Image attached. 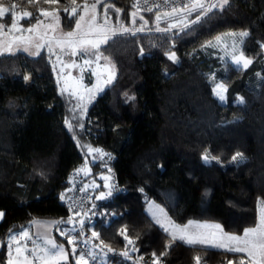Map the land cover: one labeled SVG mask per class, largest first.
Instances as JSON below:
<instances>
[{
  "label": "trees",
  "instance_id": "16d2710c",
  "mask_svg": "<svg viewBox=\"0 0 264 264\" xmlns=\"http://www.w3.org/2000/svg\"><path fill=\"white\" fill-rule=\"evenodd\" d=\"M133 2L103 0L98 9L114 4L122 9L119 17L125 23L131 21ZM0 4L8 6L10 0ZM70 5L71 0L30 5L20 0L18 10L33 13L31 20H22L25 26L41 20L38 9L55 10L68 31L75 20L64 12ZM108 13L117 19L113 8ZM149 14L157 13L136 16L137 25L140 16L148 22L138 39L143 55L134 54L127 36L101 47L116 64V78L90 108L83 131L88 145L113 154L114 170L127 191L105 206L112 221L108 227L96 225L97 240L121 248L126 228L144 264H153L151 253L159 256L169 239L148 214L149 202L178 223H218L225 232L240 235L258 221L259 201L264 200V0H230L225 11L167 33L155 30ZM195 16L187 17L190 21ZM3 21L9 23L8 17ZM245 30L250 35L241 48L252 64L240 71L229 63L225 68L206 45L217 35ZM172 51L178 57L175 63L166 55ZM51 58L46 52L36 58L24 53L0 56V264H7L10 235L36 219H66L59 195L72 172L90 162L66 128L67 107ZM211 76L226 84V105L216 98ZM241 96L246 103L234 102ZM238 152L243 160L232 159ZM61 224L55 241L68 252L67 264H75ZM196 255L202 264H227L241 257L177 240L160 264H195Z\"/></svg>",
  "mask_w": 264,
  "mask_h": 264
},
{
  "label": "snow or ice",
  "instance_id": "6c2138e0",
  "mask_svg": "<svg viewBox=\"0 0 264 264\" xmlns=\"http://www.w3.org/2000/svg\"><path fill=\"white\" fill-rule=\"evenodd\" d=\"M38 0H26L27 4L37 3ZM45 3H59V0H44ZM165 4L168 3V0H163ZM20 0H10L8 6L0 4V34L7 36L8 34L15 32L19 33L18 36H14L12 40H0V56H3L5 53L13 54L14 53V44L15 50H19L22 47V50L29 52L30 55L39 56L42 49L47 46V52L49 54V59L51 55H56L57 61L60 60V55L57 54L54 49H58L59 53L65 55H81L83 58L84 65L96 64V70L93 71V75L97 77L96 83L92 87L80 84V87L84 89L85 95H76V93H71L76 96L78 100L77 107L82 108L83 112H86V105L83 103L85 99L90 103L95 95L99 92H102L106 84L111 83L116 78V64L112 61L110 56L104 54L107 51V48H104L101 51L102 46L108 45L110 39H113L116 36L132 35L135 36L137 32L145 31L147 25V20H144L143 16H140V20L143 21L142 24L137 26L136 16L137 13L141 10V4L139 0L132 5L135 9L130 13L131 21L130 24H125L120 20L119 14L122 9L115 7L114 4H105L103 9V19L101 20L100 14L97 11V7L100 3V0H95L94 3L89 4L88 0H83L82 4L77 5V0H71V4L74 5L69 9L68 6H65L64 11L67 13L70 11L71 16L75 17L74 27L71 30L63 31L59 24V17L55 15V10L52 12L46 11L43 8L38 9L39 16L43 17H52V21L45 24L43 20L37 18L34 23L25 27L20 24L21 20L28 19L31 20L33 13L28 11L26 8L18 10V4ZM144 5H146V11H152V6L148 4V0H144ZM227 7H230V0H189L187 3L181 4L179 8L175 4L169 5L170 10L165 12L163 16L160 13H157L155 16V30L157 32L167 33L172 28L176 27L177 24H184L186 16H191L193 12L196 13L194 19L188 21V24H184V27L179 28L178 31H183L184 28L188 27L191 24L199 23L203 17L209 16L210 13L216 11L223 12ZM113 8L116 13L117 19L115 23L111 22V18L108 13L109 8ZM155 7L159 8L160 5L156 4ZM186 15H179L174 17L176 23L169 21L165 27H160V21L162 19H168L178 12L185 13ZM80 13L77 15V13ZM5 16L8 17L9 23L6 25L3 20ZM209 18H211L209 16ZM54 22V23H53ZM43 25L44 30L40 31L41 26ZM117 25H119L117 27ZM25 33L29 35L25 37ZM233 37L238 36V41L234 40L231 45L233 49V54L230 55V62L236 67L237 71L247 69L252 63V59L244 55V52L241 48L239 52L236 51L237 43L240 45L243 44L244 40L249 37L250 33L245 30L241 31L239 34L231 33L229 34ZM221 38H217L216 44H209L206 47H216L220 43ZM18 42V43H17ZM264 47V44L261 45ZM144 54V50L141 47L140 55ZM167 58L174 63L178 61V57L174 51L166 53ZM91 58H88V57ZM103 60L104 64H100V61ZM56 65L53 64V70L55 71ZM259 76L260 74L257 73ZM25 80L30 79L29 75L24 77ZM215 79V77H213ZM59 84V79L57 80ZM66 91V87H61L60 94L63 95ZM214 94L217 98L223 102L226 100L225 93L227 92L226 84L221 81L215 84L213 88ZM129 99L134 100L135 97H130ZM234 102L239 104L246 103L244 97H238ZM68 124V127L71 129L72 125L69 121H65ZM80 128H83V124L79 125ZM93 153L99 154L101 158L108 157L112 159L111 153L104 152L102 149L93 148L88 146V154L92 155ZM243 160L242 153H236L232 159L236 160L237 158ZM205 161L208 160L207 154L202 157ZM215 159V157H213ZM84 169H78L77 174ZM109 173L111 168L108 169ZM101 179L105 180V188H109L107 192H99L96 195V199H105L112 195V190L115 188V185H109L107 183L110 180L109 176H101ZM87 185L81 187V191L87 189ZM96 187H99L98 185ZM71 189H69L70 191ZM143 191V189H140ZM61 200H66V193H62L60 196ZM76 201H73L69 204V210L73 212L75 217H88V212L84 211L83 208H76ZM260 204V214L258 221L252 226L243 229L242 234H234L225 232L223 227L218 223H201L194 220H189L186 223H178L172 217H170L163 208L159 205H156L155 202H149V211L154 219L155 223L160 226V228L167 234L169 239L165 243L164 250L161 251L160 255L157 256V253L153 251L151 256L153 258V264H160V261L163 256L168 254V250L171 249V246L177 240L190 245V246H201L202 248L213 247L218 249H223L227 252L233 253H243L244 255L236 258V261L229 259L227 264H264V200L259 201ZM95 204H92L91 208L94 209ZM155 208L157 211H152ZM157 212L159 215H157ZM73 216H70L67 221H56V222H41L33 221L37 227L44 229L42 233L39 234L40 243L36 239H32L29 236L27 230L16 233L15 235H10L9 245H8V259L7 264H67L68 261V252L64 248L63 244H57L55 239L51 237L48 232V229L54 227L57 223H66L71 225L70 229L61 230V235L66 236L67 242L70 245H73L71 248V253L75 257V264H88V261L85 259L86 256L91 259H96V249L99 245L94 244L89 237H87L84 226L85 220L83 218L78 221L73 219ZM4 212L0 211V219H3ZM77 225H79V234L72 235L70 233H75L77 231ZM88 229L90 231V236L96 239H99V232L96 231L95 224L92 223L89 219ZM11 231V230H10ZM126 233V228L122 230V234ZM31 239L32 247L29 248L27 243H22L25 239ZM138 238V237H137ZM124 239L127 240L129 245H133L132 251H138L134 247L133 239L129 238L126 234ZM77 244L82 245L80 248L79 255H77ZM100 244H104L103 240H100ZM13 245H15V257H13ZM108 252H113L114 250L105 245ZM100 252L103 256H106V253L103 252V249H100ZM119 255L130 258L129 251L124 250L119 253ZM142 260L143 257L141 256ZM195 264H201L202 257L196 255L194 258Z\"/></svg>",
  "mask_w": 264,
  "mask_h": 264
},
{
  "label": "built area",
  "instance_id": "2783aa9c",
  "mask_svg": "<svg viewBox=\"0 0 264 264\" xmlns=\"http://www.w3.org/2000/svg\"><path fill=\"white\" fill-rule=\"evenodd\" d=\"M101 1H103V0H100V2ZM136 2H137V0H134L133 4ZM139 2L141 4V10L137 14L142 15L144 13H151V12L152 13H165V12H168L170 10L169 5L175 4L177 6V8H179L181 6V4L187 3V2H189V0H168L167 4H165L163 2V0H148V4L152 6V11L144 10L146 7V5H144V0H139ZM205 2H209V0H205ZM156 4H159L160 7L159 8L155 7ZM79 5H81V4L77 3V5H75V6H79ZM73 6L74 5H70L68 7L70 9ZM134 10L135 9L133 8V11ZM67 14H69L71 16L70 11L67 12ZM169 21H171L172 23H176L175 18H172V19L165 21L166 24ZM188 21H189L188 17L186 16V19L184 20V24H188ZM184 24H177L176 27L172 28L171 30L182 28V27H184ZM107 153H109V152H107ZM111 155L113 158L108 159V157L101 158L98 154L93 159L91 164H82L81 166H79L77 169H75L72 172L67 188L65 190H63L59 195V202H60L61 206H63L67 211V217L64 221H67L70 216H73V212H71L69 210V204H71L73 201L77 202V204L75 205L76 208H83L84 211H86V212H88L89 209H91L88 217H75V216H73V219L76 221H78L81 218H83L85 220L84 231H85L87 237H89L94 244L99 245V247L96 249L97 255H96L95 260L91 259L88 256L85 257V259L88 261V264H144L143 261L140 259L139 249H138L136 241L130 237V235L128 234L127 231H126V233H123V235H122L123 246L121 248H114V247L108 245L109 247H111L114 250L113 252L107 251V248L105 247V245H107V244L102 245V244H100V241H98L96 238L90 236V231L88 229L89 219H91L92 223L95 224V228H96V225L98 223H101L102 225H104L106 227L110 226L111 221H112V213L109 212V210L105 206L111 202L112 197L114 195H126L127 194L126 189L121 185L119 177H118L116 171L114 170L113 163H114L115 158H114L113 154H111ZM82 168L84 169V171H81L77 174V170L82 169ZM109 168H111L110 173L108 171ZM101 176H109L110 180L107 183H109L110 186L114 184L115 188L112 190L111 196L106 197L105 199L97 200L96 195L99 192L109 191V188L104 187L106 181L101 179ZM83 185L88 186L85 191H81V187ZM97 185L99 187H96ZM69 189H71V190L69 191ZM62 193H66V200L68 201L67 203H65L64 200L60 199V196ZM92 204L96 205V207L94 209L91 208ZM57 225H59V223H57ZM61 227H62L61 230H65V229H70L72 226L68 225L66 223H62ZM76 227H77V231L75 233H70V234H72V235H78L79 234V225H77ZM25 230H27L29 232V236L32 239H36L38 242L37 237L33 236V234H32L33 233L32 224H30V226L26 227L23 231H25ZM125 234L129 238L133 239L134 247L136 249H138V251H132L133 245H129L127 240L124 239ZM62 237L67 240L66 236L62 235ZM22 243H27L29 248H31L33 246L31 239L26 238L24 241H22ZM81 247H82V245L77 244V252L78 253L80 252ZM100 249H103V252L106 253V256H103V254L100 252ZM12 250H13V257H15V245H13ZM124 250L129 251L130 258H125V257L119 255V253L121 251H124ZM36 264H38V262H36ZM81 264H83V262H81ZM201 264H202V262H201Z\"/></svg>",
  "mask_w": 264,
  "mask_h": 264
},
{
  "label": "rangeland",
  "instance_id": "374dc122",
  "mask_svg": "<svg viewBox=\"0 0 264 264\" xmlns=\"http://www.w3.org/2000/svg\"><path fill=\"white\" fill-rule=\"evenodd\" d=\"M88 3L92 4L93 2L92 3L88 2ZM46 11H47V9H46ZM54 14H57V13L55 12ZM109 16L111 18V22L115 23L116 20H114L113 15L109 14ZM155 16L156 15H154V14H149L146 17L148 18L149 21H151L153 24H155ZM43 18L44 17L42 16L41 19H43ZM100 18H101V20L103 19V11L100 12ZM21 22H22V20H21ZM124 22H125V24H130V21L128 22V21H126V19L124 20ZM142 23H143L142 21H139V24L137 26H139ZM118 26L119 25H117V27ZM40 31H42V29H40ZM145 31H146V29H145ZM145 31L137 32V34L135 36L124 35V36L128 37L129 43L132 44L131 45V50H134V52H135L134 54L136 56H138V57L141 56L140 55V48H139V44H138V41H139L138 39ZM231 33L239 34L240 32H228V33L220 34V35H217L214 38V40H212L210 42L211 44H216L217 43V38L218 37L221 38L220 39V43L216 47H210V48H212L216 52L215 53V57H218L220 59L221 64L225 68H228L229 64L232 65V63L230 62V55L233 54V49H232L231 45L233 44L234 40L238 41V39H239L238 36L237 37H233V36L229 35ZM18 35L19 34H14V33L13 34H8L7 36H5L3 34H0V40H9L10 41V40L13 39L14 36H18ZM24 35H25V37H27L29 34L25 33ZM241 46L242 45L237 43V47H236V51L237 52H239L241 50ZM31 51H32V49H30L29 52H25V51L22 50V47L19 50H15V44H14V53L13 54L24 53V54H26V55H28L30 57H33V58L38 57V56L30 55ZM54 51L57 54L60 55V60L57 61L56 55H51V57H52L51 58L52 67H53V64L56 65L54 73H55L56 79L57 80L59 79V81H60L59 84L57 83V86L59 88V93H60L61 87H66V91L64 92V94L63 95L60 94V95L65 100V103H66V107H67V121H69L71 123V125H72V127L70 129L68 127V124H66V128L70 132V134L73 136L78 148L83 153L85 152V157H86L87 154H88V146H90V145H88L87 142H85V140L83 138V131H84V128H85L86 118L88 117L90 108L98 101V99L101 97V95L104 93V91L107 88H109V87H111L113 85L115 79L111 83L106 84L104 86L103 91L97 93L95 95V98L90 103H88L87 99H85V101L83 103L86 105V109L87 110H86V112H83V114H82V108L77 107L78 100L76 99V96L72 95L71 93H76V95H85V96H87V94L84 92V89L80 87V84L82 83L83 85H86L88 87H92L96 83L97 77L95 75H93V71L96 70V64L93 63V64H91L89 66L88 65H84L83 64V58L84 57H82L81 55H76V56L65 55L63 53H59L58 49H54ZM43 52H46L48 54L47 46H45V48L41 50L40 55ZM13 54L5 53L4 55H13ZM88 58H91V57L89 56ZM100 64L101 65L104 64V61L101 60ZM89 67H91V69H89ZM213 77L214 76H211L210 79H211L213 85L215 86V84L218 83V81L216 80V78L213 79ZM27 84L30 85L31 81L27 80ZM225 95H226V100L223 101V102H221L217 98L216 95L215 96L222 104L226 105L227 104V92L225 93ZM80 124H83V128L79 127ZM97 155H98L97 153H93L90 156L89 164L92 163L93 159ZM147 210H148V214L152 218V215H151V213L149 211V205H148V209ZM152 211H157V210L155 208H153ZM259 213H260V208H259ZM157 215H159L158 212H157ZM153 221H154V219H153ZM201 223H203V222H201Z\"/></svg>",
  "mask_w": 264,
  "mask_h": 264
},
{
  "label": "crops",
  "instance_id": "0c3cea01",
  "mask_svg": "<svg viewBox=\"0 0 264 264\" xmlns=\"http://www.w3.org/2000/svg\"><path fill=\"white\" fill-rule=\"evenodd\" d=\"M97 11H98V13L100 14V9H98V7H97ZM55 15H57V14H55ZM58 17H59V24H60V27H61V29L62 30H64L65 32H66V30L63 28V24H62V21H61V18H60V16L59 15H57ZM41 20H43L44 21V23L45 24H47V23H49L50 21H52V17L51 16H49V17H44L43 19H41ZM4 22V21H3ZM6 25L8 24V22L6 23V22H4ZM54 23V22H53ZM20 24H22V25H24L21 21H20ZM25 26V25H24ZM25 27H27V26H25ZM41 29H42V31L44 30V27H43V25L41 26ZM19 34V33H15V32H12V33H10V34ZM263 48V51H264V47H262ZM253 62V61H252ZM252 64V63H251ZM250 64V65H251ZM233 65V64H232ZM249 65V66H250ZM89 66V65H88ZM234 66V65H233ZM235 67V66H234ZM89 69H91V67H89ZM90 156L91 155H89V160H90ZM259 208H260V206L258 207V218H259ZM3 219H4V217H3ZM3 219H0V222L3 220ZM35 221H41V222H56L55 220H47V219H36ZM32 226H33V236H35V237H37V239H38V243H40L41 241H40V239H39V234L40 233H42L43 231H44V229H42V228H39V227H37L35 224H33V222H32ZM56 228H57V224H55L54 225V227H52V228H50V229H48V232H49V234L51 235V237L53 238V239H55V230H56ZM209 248H212V249H218V248H213V247H209ZM237 254H239V255H241V256H243L244 254L243 253H237ZM69 262V256H68V261H67V263Z\"/></svg>",
  "mask_w": 264,
  "mask_h": 264
},
{
  "label": "water",
  "instance_id": "95a60500",
  "mask_svg": "<svg viewBox=\"0 0 264 264\" xmlns=\"http://www.w3.org/2000/svg\"><path fill=\"white\" fill-rule=\"evenodd\" d=\"M194 13V12H193ZM162 16H163V14L164 13H160ZM179 15H186V10H185V13H180V12H178V13H176V14H173V16H171V17H169L167 20H169V19H172V18H174V17H176V16H179ZM166 19H162L160 22H165V21H167Z\"/></svg>",
  "mask_w": 264,
  "mask_h": 264
}]
</instances>
